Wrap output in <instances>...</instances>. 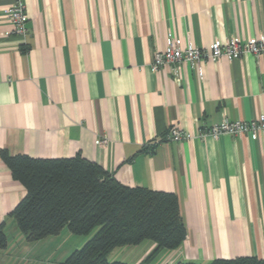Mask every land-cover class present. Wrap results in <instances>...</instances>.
<instances>
[{
	"label": "crops",
	"instance_id": "1",
	"mask_svg": "<svg viewBox=\"0 0 264 264\" xmlns=\"http://www.w3.org/2000/svg\"><path fill=\"white\" fill-rule=\"evenodd\" d=\"M13 1L0 0V151L80 155L122 185L175 193L187 237L154 264L264 259V134L165 140L172 126L196 133L263 115L264 55L205 59L202 76L187 64L178 78L152 69L169 39L209 51L264 35V0H22L25 39L7 18ZM25 195L0 158L4 231ZM154 247L112 253L138 264Z\"/></svg>",
	"mask_w": 264,
	"mask_h": 264
},
{
	"label": "trees",
	"instance_id": "2",
	"mask_svg": "<svg viewBox=\"0 0 264 264\" xmlns=\"http://www.w3.org/2000/svg\"><path fill=\"white\" fill-rule=\"evenodd\" d=\"M0 158L26 190L9 216L29 242L58 235L65 227L78 236L96 230L65 264H128L110 262L108 257L117 248L145 241H152L155 247L138 264H153L162 252L177 250L186 240L187 230L175 193L122 185L100 165L80 155L38 159L10 155L3 149ZM6 245L1 225L0 248ZM208 264H264V259L245 256Z\"/></svg>",
	"mask_w": 264,
	"mask_h": 264
},
{
	"label": "built area",
	"instance_id": "3",
	"mask_svg": "<svg viewBox=\"0 0 264 264\" xmlns=\"http://www.w3.org/2000/svg\"><path fill=\"white\" fill-rule=\"evenodd\" d=\"M7 18L13 25V34L25 39L28 36V16L22 0L13 1L7 11ZM247 54H252L256 57L264 55V35L250 38L246 41H240L234 37L227 39L225 42L216 39L209 51L197 47L191 38H187L184 41L181 39H169L164 51L155 54L152 69L154 72H158L165 65H170L172 66L173 74L178 78L180 77L179 66L187 64L196 68L199 75L202 76L201 64L205 59L212 61L222 58L235 60L242 59ZM261 134H264V114L250 121L224 117L221 122L200 128L196 133H189L178 126H172L167 130L165 140L167 142L180 143L206 137L217 139L222 135L234 137L246 135L253 139H258ZM107 143L108 140L106 138H102L99 141L102 147H105Z\"/></svg>",
	"mask_w": 264,
	"mask_h": 264
},
{
	"label": "rangeland",
	"instance_id": "4",
	"mask_svg": "<svg viewBox=\"0 0 264 264\" xmlns=\"http://www.w3.org/2000/svg\"><path fill=\"white\" fill-rule=\"evenodd\" d=\"M95 232L96 230L89 235L78 236L65 227L58 235L29 242L19 230L15 220L8 218L5 228L7 245L5 248H0V264H65L68 256L75 250H80ZM121 251L117 250L110 254L108 260L134 264V261L127 256L123 257Z\"/></svg>",
	"mask_w": 264,
	"mask_h": 264
}]
</instances>
